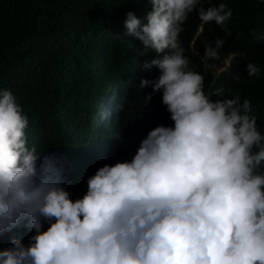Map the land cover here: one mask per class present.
I'll return each mask as SVG.
<instances>
[{"label": "clouds", "instance_id": "clouds-1", "mask_svg": "<svg viewBox=\"0 0 264 264\" xmlns=\"http://www.w3.org/2000/svg\"><path fill=\"white\" fill-rule=\"evenodd\" d=\"M149 2L147 14L127 13L126 38L161 57L144 59V69L159 75L138 87L152 89L146 105L162 94L173 124L150 130L130 162L109 165L121 142L124 88L99 98L91 130L82 122L77 144L76 170L92 175L81 198L72 199L62 171L75 169L61 165L58 150L28 145L41 127L33 128L11 90L0 89V239L10 241L0 249V264H264L258 108L239 94L213 99L225 89L205 91V77L190 67L180 40L194 12L202 25L230 34L233 9L211 0ZM251 35L264 40L255 28ZM224 44L216 37L202 60L219 61ZM234 58L225 59L219 74ZM244 71L252 82L262 73L254 62ZM21 229L29 231L27 244L15 234Z\"/></svg>", "mask_w": 264, "mask_h": 264}, {"label": "trees", "instance_id": "trees-1", "mask_svg": "<svg viewBox=\"0 0 264 264\" xmlns=\"http://www.w3.org/2000/svg\"><path fill=\"white\" fill-rule=\"evenodd\" d=\"M221 2L233 9L227 24L230 34L214 23L202 25L194 12L180 40L190 67L205 77V91L225 89L223 97L213 99L236 94L250 99L258 108V130L264 134V40L251 35L253 28L258 35L264 34V4L260 0H211L212 4ZM151 7L149 0H0V89L11 90L33 128L41 127L37 137L28 138V145L58 150L61 165L71 164L75 169L61 167L71 181L66 190L72 199L85 194L86 181L92 176L76 170L81 165L77 144L83 140L82 122L91 130L89 120H95L99 98L124 88L117 116L121 142L109 165L130 162L150 130L173 124L162 105V94H155L146 105L144 97L152 89L138 87L142 79L159 75L156 68L144 69L145 62L161 57L138 50L127 40L124 27L128 12L147 14ZM216 37L225 41L221 59L203 61L205 46H214ZM233 53L231 67L217 75L214 69L223 67ZM248 62L262 69L255 82L244 71ZM70 135L75 139L70 140ZM15 234L28 243V230ZM8 239H0V249L9 245Z\"/></svg>", "mask_w": 264, "mask_h": 264}, {"label": "rangeland", "instance_id": "rangeland-1", "mask_svg": "<svg viewBox=\"0 0 264 264\" xmlns=\"http://www.w3.org/2000/svg\"><path fill=\"white\" fill-rule=\"evenodd\" d=\"M214 71L216 72V74H219V72H220L219 69H214Z\"/></svg>", "mask_w": 264, "mask_h": 264}]
</instances>
